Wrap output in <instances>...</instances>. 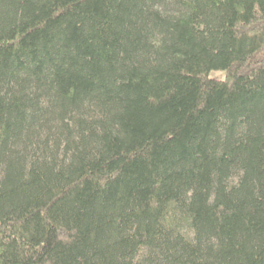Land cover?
<instances>
[{
  "label": "trees",
  "instance_id": "1",
  "mask_svg": "<svg viewBox=\"0 0 264 264\" xmlns=\"http://www.w3.org/2000/svg\"><path fill=\"white\" fill-rule=\"evenodd\" d=\"M0 264H264V0H0Z\"/></svg>",
  "mask_w": 264,
  "mask_h": 264
},
{
  "label": "rangeland",
  "instance_id": "2",
  "mask_svg": "<svg viewBox=\"0 0 264 264\" xmlns=\"http://www.w3.org/2000/svg\"><path fill=\"white\" fill-rule=\"evenodd\" d=\"M210 76L214 79L224 78V74L222 72H212ZM87 117L88 115H83V120ZM45 120H47L49 125H47V128H44V130H38L36 137L33 140H30V143L28 144L32 148L30 147V149L26 152L24 151L25 148H23L22 146H18L17 150L22 153L23 156H26L28 154L32 156V158H40L44 156L45 158L49 159V161L54 160L61 162L68 158L69 155V152L66 153L65 150L66 138L65 136H63V133L66 132V130L64 128L65 131L63 132L62 126L69 125L68 128L72 131H75V126L70 121H65L63 124L60 117L57 116H52Z\"/></svg>",
  "mask_w": 264,
  "mask_h": 264
}]
</instances>
